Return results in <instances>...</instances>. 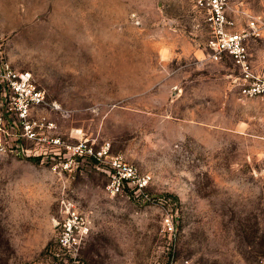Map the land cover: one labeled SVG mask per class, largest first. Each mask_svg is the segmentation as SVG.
I'll use <instances>...</instances> for the list:
<instances>
[{"label":"rangeland","instance_id":"rangeland-1","mask_svg":"<svg viewBox=\"0 0 264 264\" xmlns=\"http://www.w3.org/2000/svg\"><path fill=\"white\" fill-rule=\"evenodd\" d=\"M230 4L236 26H260L248 43L264 72V0ZM208 34L195 0H0L1 55L50 103L36 113L70 141H109L151 174L153 196L109 193L91 160L61 177L35 155L0 153V264L50 259L62 196L91 219L85 264H166L171 253L264 264V96L239 94L237 68L210 59Z\"/></svg>","mask_w":264,"mask_h":264},{"label":"built area","instance_id":"built-area-1","mask_svg":"<svg viewBox=\"0 0 264 264\" xmlns=\"http://www.w3.org/2000/svg\"><path fill=\"white\" fill-rule=\"evenodd\" d=\"M208 27L205 45L212 60L228 57L237 68L235 77L243 97L264 96V72L253 64L249 38L260 34L256 20L236 26L228 16L230 0H195ZM43 88L34 81L31 71L15 69L0 51V153L35 155L47 162L61 177H72L83 161L91 160L107 174L105 189L111 194L129 193L136 198L151 199L146 188L149 172L140 171L120 152H113L109 141L95 145L84 137L73 141L56 130V123L36 108L49 105ZM53 107H57L53 105ZM23 140L33 142L24 146ZM91 219L78 200L62 196L59 218L55 220L56 241L49 248L50 259L45 264H85L81 248L90 231ZM162 225L171 240L176 238V226L170 214L162 217ZM166 264H190L189 259H177L174 254Z\"/></svg>","mask_w":264,"mask_h":264}]
</instances>
